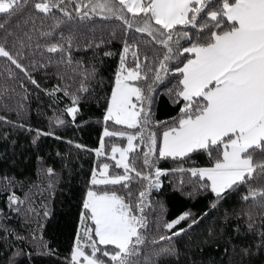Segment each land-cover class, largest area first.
Returning <instances> with one entry per match:
<instances>
[{"label":"trees","instance_id":"16d2710c","mask_svg":"<svg viewBox=\"0 0 264 264\" xmlns=\"http://www.w3.org/2000/svg\"><path fill=\"white\" fill-rule=\"evenodd\" d=\"M66 7L72 15L71 20L57 9H53L54 15L45 16L31 4L11 15L0 14V24L4 25L0 36L5 32L13 34L6 48L13 56L22 52L17 59L39 85L32 84L25 72L7 58L0 57V117L3 118L0 119V264H71L82 201L90 186L93 169L107 162L110 173L124 174L123 169L115 167L109 155L111 146L124 145L127 138L103 137V130L107 127L109 131L132 134L139 131L103 120L123 40L127 38L130 44H136L141 60L145 55L151 60L154 54H163V49L153 44L147 34L126 31L118 19H105L103 15L90 13L89 18L81 20L74 11V4H66ZM57 19L63 23L53 37H40L33 31V20L37 28L42 25L41 30L47 31ZM25 33L32 37L31 47L27 44L23 49L19 45L12 47L13 39L23 37ZM61 33L74 38L71 49L65 44L63 53L46 52L43 46L61 42ZM37 43L42 46L40 49L35 47ZM89 44H100V47H88ZM181 45L189 46L184 40ZM69 51L71 62L67 59ZM105 52L113 55L105 56ZM132 61L130 52L129 67L133 66ZM179 78V74H169L163 82L154 85L153 123L148 126L145 137L148 132H156L157 147L163 128L155 123L175 117L181 106L173 103V97L169 95V89ZM81 84L88 89L86 92L79 91ZM57 86L62 90L49 95ZM140 86L147 87L144 82ZM64 90L69 95H65ZM73 95L79 101L75 118L66 112L72 106ZM58 120L64 123L59 124ZM37 130L52 134L40 135L33 144ZM102 137L104 154L97 156L95 150L100 147ZM146 143L134 141L139 146L128 154V162L144 174L154 171L143 164ZM151 159L155 167L168 170L169 174L161 176L162 187L150 190L146 197L143 213L148 225L143 232L145 243L139 246L138 255L129 257L130 264H264V246H261L264 196L258 195L247 201L242 199L249 188L264 191V177L227 191L217 207L212 208L216 197L210 189H200L201 182L190 172L172 171L211 166L206 153L172 159L159 158L157 152ZM254 162H264V154L254 153ZM48 168H52L55 175L49 176ZM129 175L133 176L129 189L114 186V190L126 198L130 190L135 203L147 181L135 178L134 173ZM181 180L184 181L182 186ZM188 192L193 195H185ZM13 193L23 203L10 207L8 197ZM185 211L192 213L189 220L173 230L164 227L166 221L170 222ZM192 219L199 223L188 228ZM179 228L186 231L172 240L159 239L163 235L171 236L172 231ZM170 246L177 249V255H158L161 248Z\"/></svg>","mask_w":264,"mask_h":264},{"label":"snow or ice","instance_id":"6c2138e0","mask_svg":"<svg viewBox=\"0 0 264 264\" xmlns=\"http://www.w3.org/2000/svg\"><path fill=\"white\" fill-rule=\"evenodd\" d=\"M28 4L45 16L54 15L53 9H57L69 20L72 15L66 4H74L79 19L89 18L90 13L103 15L105 19H118L126 31L147 34L153 44L163 49L162 56L157 53L150 60L145 55L141 60L136 44H130L127 38L123 40L103 120L139 131L132 134L109 131L107 127L104 129L103 137L127 138L126 148L111 146V159L115 161L116 168L123 169L124 174L110 175L108 163L99 165L98 170L93 169L90 186L82 201L80 227L71 251V264H130L129 257L139 254V246L145 243L143 232L148 227L143 214L146 197L150 190H159L162 187L160 177L169 174L168 170L155 167L151 157L157 152L159 158L172 159L190 158L191 154L198 152L208 155L211 166L172 171L190 172L201 182L200 189H210L216 197L212 208L217 207L227 191H234L257 177H264V162H254V153L259 151L264 154V0H0V14H14ZM32 22L33 31L38 32L40 37H53L63 23L57 19L50 30L44 31L41 30L42 25L37 28L35 20ZM3 28L4 25L0 24V29ZM12 35L5 32L0 36V57L7 58L16 68L24 71L30 82L39 87L17 59L22 52L18 51L13 56L6 48ZM73 39L61 33V42L43 47L48 53H63L65 44L71 49ZM31 40L32 37L25 33L23 37L13 39L12 47L19 45L23 49L26 44L31 47ZM181 40L189 46H182ZM93 46L98 48L100 44L88 45ZM35 47L40 49L42 46L37 43ZM130 52L132 67L128 66ZM104 55L111 56L113 53L105 52ZM67 59L71 62L70 51ZM169 74H179L180 78L169 89V95L173 97V103L181 106L175 117L155 123V126L163 128L157 148V133L148 132L145 137V132L153 123L151 105L154 85L163 82ZM149 79L151 83H148ZM141 82L147 87H141ZM61 90L57 86L48 94ZM87 90L81 84L79 91ZM64 93L69 95L67 90ZM78 102V97L73 95L72 106L66 109L73 118L79 111ZM51 134L37 130L32 143L35 144L40 135ZM103 137L100 147L95 150L97 156L104 154ZM136 140L140 143L147 141L143 164L154 168V171L141 173L128 162V154L139 146L133 143ZM46 171L49 176L55 175L52 168ZM129 173L147 181L135 203L130 190L127 198L114 190V186L129 189L133 179ZM183 183L181 180V186ZM185 195L192 196L193 193ZM258 195L264 196V191L249 188L242 199L247 201ZM8 200L10 207L23 203L15 193ZM191 216V212L185 211L170 222L166 221L164 227L176 229ZM197 223L199 220L192 219L188 228ZM248 227L251 228L252 224L249 223ZM185 231V228H179L172 231L171 236L163 235L159 239L172 240ZM261 235V246H264V233ZM161 254L178 253L175 247L170 246L161 248L158 255Z\"/></svg>","mask_w":264,"mask_h":264},{"label":"rangeland","instance_id":"374dc122","mask_svg":"<svg viewBox=\"0 0 264 264\" xmlns=\"http://www.w3.org/2000/svg\"><path fill=\"white\" fill-rule=\"evenodd\" d=\"M113 85H114V82H113ZM113 87V86H112ZM111 91H112V89H111ZM111 96V95H110ZM104 131V130H103ZM134 143V142H133ZM115 146H117V147H120V148H126L127 147V140H125V144L124 145H116L115 144ZM111 156H112V153H111V149H110V155H109V157L111 158ZM116 157H117V159H119V153H117L116 154ZM112 161H114V160H112ZM115 162V161H114ZM103 163H107V162H102V163H100V165H102ZM97 170H98V167L96 168ZM109 174L110 175H123V174H112V173H110L109 172Z\"/></svg>","mask_w":264,"mask_h":264},{"label":"crops","instance_id":"0c3cea01","mask_svg":"<svg viewBox=\"0 0 264 264\" xmlns=\"http://www.w3.org/2000/svg\"><path fill=\"white\" fill-rule=\"evenodd\" d=\"M161 135H162V133H161ZM159 142H160V140H159ZM158 146H159V143H158ZM158 148V147H157Z\"/></svg>","mask_w":264,"mask_h":264}]
</instances>
